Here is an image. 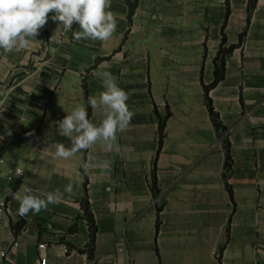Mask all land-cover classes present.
<instances>
[{"label":"crops","instance_id":"1","mask_svg":"<svg viewBox=\"0 0 264 264\" xmlns=\"http://www.w3.org/2000/svg\"><path fill=\"white\" fill-rule=\"evenodd\" d=\"M109 10L107 41L74 40L75 24L56 34L49 13L29 48L0 50V264H37L41 244L47 264H264V0H229L228 15L226 0H111ZM223 35L236 48L208 94L217 130L205 89ZM103 71L127 94L129 126L110 151L55 157L51 145L71 146L55 122L79 105L103 119L87 104ZM28 190L63 198L21 217L11 193Z\"/></svg>","mask_w":264,"mask_h":264},{"label":"clouds","instance_id":"2","mask_svg":"<svg viewBox=\"0 0 264 264\" xmlns=\"http://www.w3.org/2000/svg\"><path fill=\"white\" fill-rule=\"evenodd\" d=\"M110 8L111 0H0V50L19 52L29 48L37 41L40 29L48 23L49 13H53L51 20L59 23L56 34L61 26L68 32L75 24L79 31L73 32L74 40L107 41L117 28L116 15ZM100 75L104 90L89 96L87 104L94 111L102 108L103 119L98 124L93 123L88 118L86 107L79 105L68 112L65 118L55 122L58 134L71 142L70 147L59 142L51 145L55 157L68 159L97 143L105 151H110L117 133L129 126L132 114L127 107L126 92L115 82L111 72L103 71ZM82 168L87 171L88 164L83 163ZM64 191L70 194L72 184L65 186ZM11 195L19 200L17 212L21 217L29 212L39 214L49 204L63 198L59 190L45 194L44 198L33 194L31 190L22 196L18 193Z\"/></svg>","mask_w":264,"mask_h":264},{"label":"trees","instance_id":"3","mask_svg":"<svg viewBox=\"0 0 264 264\" xmlns=\"http://www.w3.org/2000/svg\"><path fill=\"white\" fill-rule=\"evenodd\" d=\"M226 4H227V15H228V13L230 12V10H229V0H226ZM251 7H252V5H251ZM243 39H244V37L241 38L240 45L242 44ZM226 44H227V40H226V37L223 35L221 49H220L219 54H218V61L220 62V66L217 69L216 74H215V76H216L215 82L210 87L205 89L207 108L209 110V114H210L211 119H212L215 127L217 128V130L220 129L219 119H218V116L216 115V113H215V111L213 109V105H212L211 100L208 97V94H209L210 90L214 89L218 85V83L222 80L223 73H224V60H225L226 56L228 54H230L236 48V47H231L229 49H225ZM89 116H90V108L88 109V117ZM169 117H170V113L166 116L165 119H162V118L159 117L160 118L159 133H160L161 141L164 139L166 122H167V119ZM225 144H226V158H227L226 167H227V169H229L230 168V164L228 162L230 161V153H229V148H228V145H227L228 143H225ZM85 216L87 217L88 224H89L90 238H91L90 246H91V251H92L94 249V245H95V238H96V234H97V228H96L95 222H94L91 214L89 213V207L88 206L85 207ZM22 227H23V225H19L16 228V230L18 231ZM90 257H92V254L90 255Z\"/></svg>","mask_w":264,"mask_h":264},{"label":"built area","instance_id":"4","mask_svg":"<svg viewBox=\"0 0 264 264\" xmlns=\"http://www.w3.org/2000/svg\"><path fill=\"white\" fill-rule=\"evenodd\" d=\"M0 164H2V159L0 157ZM14 178L21 179L24 177V171L19 169V172L14 171L12 174ZM1 178V176H0ZM8 213V202L4 199L0 200V218H5ZM1 232V231H0ZM1 235V234H0ZM14 248H18L19 245L17 242L14 243L13 245ZM47 245L41 244L38 247V252H39V261L37 264H47V260L43 257V252L46 251ZM6 257L5 253L0 252V260H3Z\"/></svg>","mask_w":264,"mask_h":264}]
</instances>
